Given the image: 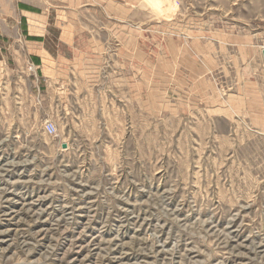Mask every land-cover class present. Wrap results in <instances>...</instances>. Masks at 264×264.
<instances>
[{
    "label": "rangeland",
    "instance_id": "obj_1",
    "mask_svg": "<svg viewBox=\"0 0 264 264\" xmlns=\"http://www.w3.org/2000/svg\"><path fill=\"white\" fill-rule=\"evenodd\" d=\"M22 9L0 264H264V0Z\"/></svg>",
    "mask_w": 264,
    "mask_h": 264
},
{
    "label": "crops",
    "instance_id": "obj_2",
    "mask_svg": "<svg viewBox=\"0 0 264 264\" xmlns=\"http://www.w3.org/2000/svg\"><path fill=\"white\" fill-rule=\"evenodd\" d=\"M23 0H0V67L3 69L21 68L23 47H38L34 40L33 26H27V39L24 37ZM37 32V31H36ZM264 47L261 48V51Z\"/></svg>",
    "mask_w": 264,
    "mask_h": 264
},
{
    "label": "built area",
    "instance_id": "obj_3",
    "mask_svg": "<svg viewBox=\"0 0 264 264\" xmlns=\"http://www.w3.org/2000/svg\"><path fill=\"white\" fill-rule=\"evenodd\" d=\"M46 130L52 135L55 134V127L52 124L46 125Z\"/></svg>",
    "mask_w": 264,
    "mask_h": 264
},
{
    "label": "water",
    "instance_id": "obj_4",
    "mask_svg": "<svg viewBox=\"0 0 264 264\" xmlns=\"http://www.w3.org/2000/svg\"><path fill=\"white\" fill-rule=\"evenodd\" d=\"M262 58H263V61H264V50L262 51ZM63 148H64V145H63Z\"/></svg>",
    "mask_w": 264,
    "mask_h": 264
}]
</instances>
